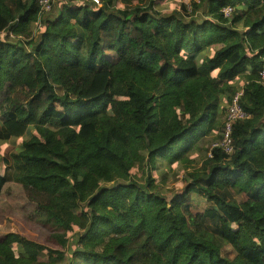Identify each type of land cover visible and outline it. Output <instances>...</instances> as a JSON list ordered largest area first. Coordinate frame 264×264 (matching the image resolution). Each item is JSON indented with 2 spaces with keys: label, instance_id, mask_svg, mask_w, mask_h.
Segmentation results:
<instances>
[{
  "label": "trees",
  "instance_id": "obj_1",
  "mask_svg": "<svg viewBox=\"0 0 264 264\" xmlns=\"http://www.w3.org/2000/svg\"><path fill=\"white\" fill-rule=\"evenodd\" d=\"M99 2L0 0V140L23 127L0 195L45 192L63 226L59 248L3 228L0 264H264V0ZM240 88L228 155L210 144ZM157 158L183 176L167 196L132 177Z\"/></svg>",
  "mask_w": 264,
  "mask_h": 264
},
{
  "label": "rangeland",
  "instance_id": "obj_2",
  "mask_svg": "<svg viewBox=\"0 0 264 264\" xmlns=\"http://www.w3.org/2000/svg\"><path fill=\"white\" fill-rule=\"evenodd\" d=\"M145 1L146 0H131V3L144 4ZM182 1L184 0H157V7L163 10H171L174 8H179V4ZM186 1L189 3L191 0ZM225 10H227V12H225ZM223 12L225 15H229L231 13V7H224ZM2 35L4 34L2 33ZM17 93H19L17 95H19L20 98L23 97L24 100L27 95V90H17ZM228 102L229 100L227 103ZM94 105L97 108H101L103 106V101L98 100ZM223 115L224 113H222L221 117H223ZM11 126L15 134L11 139L0 140V154H3L6 152V150L9 148L11 149L13 146L15 147L19 142L17 137L23 133V127L20 125H18L19 127L16 124ZM211 135L213 134L207 133L204 137L210 139ZM217 139L211 142V147L212 143ZM196 150L193 149L190 152L189 157L191 158V162L188 170H191L192 167H199L201 165L200 161L202 160V157L199 151ZM145 165L146 164L143 165L144 167H139V165H137L131 170L132 177L135 178L136 182L140 185V189L148 190L149 188V191H157L156 189H158L160 194L167 196L170 193H174L176 189H181L183 187V176L182 174L175 175L177 171L176 168H172L171 171L167 170L164 174H160L161 160L158 158L156 160V165L158 167L156 170L149 171ZM149 174L154 177L151 184L148 179ZM191 195V211L195 210L196 208L202 209L207 204H209L206 199L197 197L195 194ZM48 203V196L45 192L39 191L28 185L16 182H7L4 185L0 195V235L3 228H10L11 230L20 233L22 236L30 240L46 243L47 246H58L46 241V236L48 233L54 231L60 232L61 229H63L60 220L50 213L47 206ZM246 230L251 232L252 228H247ZM70 235L71 233L68 232L66 237ZM78 247H81L80 244ZM63 264H66L65 260H63Z\"/></svg>",
  "mask_w": 264,
  "mask_h": 264
},
{
  "label": "built area",
  "instance_id": "obj_3",
  "mask_svg": "<svg viewBox=\"0 0 264 264\" xmlns=\"http://www.w3.org/2000/svg\"><path fill=\"white\" fill-rule=\"evenodd\" d=\"M57 0H39V4L42 12L49 11L52 7V4ZM76 1V0H71ZM96 4H100L99 0H92ZM227 12V10H225ZM262 83H264V69L259 72ZM243 90L240 88L235 94L231 97L228 106L226 108L224 119H223V128L221 132V137L212 143V147H217L221 149L226 154H231L233 151V145L231 141V126L232 123L236 120H242L249 117L242 106L240 105V96Z\"/></svg>",
  "mask_w": 264,
  "mask_h": 264
},
{
  "label": "crops",
  "instance_id": "obj_4",
  "mask_svg": "<svg viewBox=\"0 0 264 264\" xmlns=\"http://www.w3.org/2000/svg\"><path fill=\"white\" fill-rule=\"evenodd\" d=\"M262 82V81H261Z\"/></svg>",
  "mask_w": 264,
  "mask_h": 264
}]
</instances>
